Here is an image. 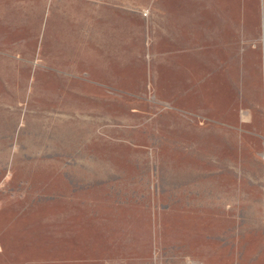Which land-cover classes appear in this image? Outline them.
<instances>
[{"label":"rangeland","instance_id":"374dc122","mask_svg":"<svg viewBox=\"0 0 264 264\" xmlns=\"http://www.w3.org/2000/svg\"><path fill=\"white\" fill-rule=\"evenodd\" d=\"M161 6L122 0L103 82L52 48L49 0H0V264H264V0L218 3L203 86Z\"/></svg>","mask_w":264,"mask_h":264},{"label":"crops","instance_id":"0c3cea01","mask_svg":"<svg viewBox=\"0 0 264 264\" xmlns=\"http://www.w3.org/2000/svg\"><path fill=\"white\" fill-rule=\"evenodd\" d=\"M227 1L178 0L173 3L172 0H152V3L159 2L161 7L168 2V9L162 11L163 23L166 24L167 21L168 24V28L165 27L163 30L164 37L166 34L168 37V50L171 41L173 45H177L180 36L184 40L183 43L189 45L183 34L189 35L191 32L193 54H196L192 61L196 63V70L201 75L202 86L204 68H208L212 75L218 67L220 70L223 69L224 56L231 58L230 51L227 54L228 49L222 48L225 40L230 41V23L227 16L226 22H220L218 7V3ZM49 2L51 8L47 9L45 26L43 25L42 29H46L52 48L56 50L59 47L63 56L84 52L88 77H101L105 82L104 78L112 74V67L120 74L121 65L125 66L122 0H54V2L49 0ZM179 8H182L186 15L187 24L184 28L181 27L180 22L178 23V16L181 13ZM225 29L227 38H224L225 34H223ZM150 44H152L151 40ZM186 54L190 53L187 50L181 52L179 62L185 59Z\"/></svg>","mask_w":264,"mask_h":264}]
</instances>
